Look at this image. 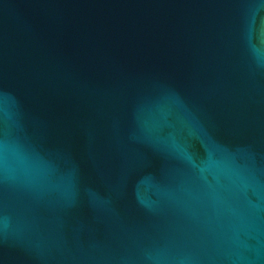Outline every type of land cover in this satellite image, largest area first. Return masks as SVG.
I'll return each mask as SVG.
<instances>
[{
  "label": "water",
  "instance_id": "95a60500",
  "mask_svg": "<svg viewBox=\"0 0 264 264\" xmlns=\"http://www.w3.org/2000/svg\"><path fill=\"white\" fill-rule=\"evenodd\" d=\"M0 264H264V0H0Z\"/></svg>",
  "mask_w": 264,
  "mask_h": 264
}]
</instances>
